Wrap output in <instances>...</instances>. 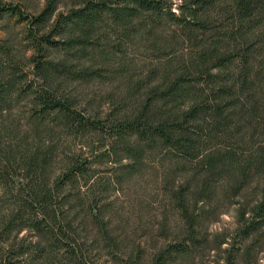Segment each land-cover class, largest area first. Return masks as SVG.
Segmentation results:
<instances>
[{
  "label": "rangeland",
  "instance_id": "374dc122",
  "mask_svg": "<svg viewBox=\"0 0 264 264\" xmlns=\"http://www.w3.org/2000/svg\"><path fill=\"white\" fill-rule=\"evenodd\" d=\"M78 1L57 0V10L66 14ZM44 2L0 0V5L20 9L19 13L0 10V38L10 45L11 67L23 77L19 84L30 83L34 89L44 84L26 58L32 52L27 31L36 30L29 19ZM174 28L161 20L152 37L141 28L128 32L104 22L98 38H91L93 44L89 42L85 56L77 60L67 57L75 46L54 48L43 43L55 59L75 63L74 69L82 64L96 69L85 78L63 77L59 93L72 102L71 108L97 120L82 128L76 121L66 123L50 114L28 122V90L0 117L5 120L0 124V264H153L161 249L178 242L188 248L184 252L166 248L161 264H227L226 259L232 264H264V242L254 241L240 255L241 243L234 234L236 212L247 209L257 195V177L248 170L238 171L243 161L234 141L213 145L223 151L225 166L220 176H209L205 187L200 160L171 148L143 156L133 168L130 158L118 165L103 153L106 143H116L112 115L135 111L151 87L160 83L166 62L180 60L186 51ZM260 75L254 81L258 89L264 86V74ZM257 95L264 109V87ZM72 167L80 170L70 182L65 172ZM49 186L51 205L44 215L26 202L35 207L40 196L34 190ZM21 196L32 201L19 207ZM178 198L197 214L198 231L192 234L203 235L204 242L191 244ZM37 219L41 222L34 228L31 223ZM21 222L26 226L17 231ZM222 237L226 240L218 242Z\"/></svg>",
  "mask_w": 264,
  "mask_h": 264
},
{
  "label": "trees",
  "instance_id": "16d2710c",
  "mask_svg": "<svg viewBox=\"0 0 264 264\" xmlns=\"http://www.w3.org/2000/svg\"><path fill=\"white\" fill-rule=\"evenodd\" d=\"M57 8V0H45L40 11L29 19L36 30L27 31L32 38V52L26 58L34 63L44 84L41 88L34 89L30 83L19 84L23 77L18 75L15 66L11 67L10 59L14 55L10 45L5 37L0 38V117L24 98L28 90V122L33 116L43 120L50 114L63 118L66 123L76 121L78 128L93 124L97 118H88L71 108L72 102L59 90L63 77L85 78L96 69L84 64L74 69L75 63L55 59L43 43L54 48L75 46V51L68 52L67 57L77 60L85 56L86 45L93 44L91 38H98L104 22L109 21L128 32L141 28L146 35L154 37L160 21L164 20L175 27L186 51L180 60L166 62L160 83L151 87L135 111L122 117L112 115L116 143H106L103 153L118 165L128 157L133 168L143 156L168 147L183 157L200 160L205 170L202 183L205 187L209 176H220L225 166L223 151L213 145L217 141H234L240 147L243 161L238 166L239 173L248 170L257 177L256 198L247 209L236 212L234 234L241 243L239 254L246 252L254 241L264 242V109L260 107L258 95L256 98L257 91L264 86L259 85L258 89V83L254 84L264 74L259 68L264 69V0H79L66 14ZM1 9L20 12L14 5H0ZM255 90L251 96L250 92ZM3 122L1 119L0 124ZM36 156L37 152L29 157L30 163ZM79 170V167L66 169L70 182ZM33 193L40 196L35 201L37 205L26 204L31 209L38 206L39 212L46 215L52 188ZM19 199V207L24 201H32L22 196ZM180 199L177 201L187 220V237L193 245L204 242L203 235L192 234L198 231L194 226L198 223L197 214ZM40 222L37 219L31 226L38 228ZM18 225L17 231L26 226L23 222ZM225 240L222 237L218 242ZM172 247L184 252L188 245L178 242L166 246L169 250ZM166 248L157 253L153 264H161Z\"/></svg>",
  "mask_w": 264,
  "mask_h": 264
}]
</instances>
